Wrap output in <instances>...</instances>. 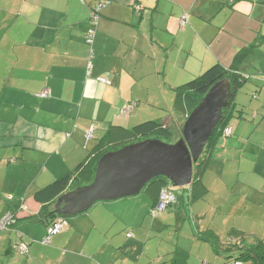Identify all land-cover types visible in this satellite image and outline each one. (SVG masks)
Segmentation results:
<instances>
[{
  "label": "crops",
  "instance_id": "obj_1",
  "mask_svg": "<svg viewBox=\"0 0 264 264\" xmlns=\"http://www.w3.org/2000/svg\"><path fill=\"white\" fill-rule=\"evenodd\" d=\"M96 1L0 0V217L8 211L16 217L0 230V264L20 263L14 252L20 243L28 245L27 264H88L80 251L92 232L96 243L103 240L94 250L103 263L139 264L140 242L132 235L120 254L109 234L117 223L126 225L124 201H101L93 215L67 218L42 247L46 225L36 218L41 205L34 192L71 172L110 125L129 128L149 119L180 127L179 116L171 120L174 88L213 64L230 67L244 47L250 53L240 71L254 67V82L264 84V0H104L90 45L84 33ZM44 90L46 97L40 96ZM126 105L131 108L123 111ZM251 107L264 114V88ZM231 129L212 150L218 152V180L233 183L228 192L214 191L215 210L227 214L223 222L234 220L229 233L264 240V120ZM145 192L153 204L157 188ZM201 242L203 252L209 243ZM179 253L172 264H189L191 257ZM198 258V264L222 262L207 251Z\"/></svg>",
  "mask_w": 264,
  "mask_h": 264
},
{
  "label": "rangeland",
  "instance_id": "obj_2",
  "mask_svg": "<svg viewBox=\"0 0 264 264\" xmlns=\"http://www.w3.org/2000/svg\"><path fill=\"white\" fill-rule=\"evenodd\" d=\"M253 72L254 67L246 66L245 74L248 77V80L242 85V87L238 90L235 95L236 109L234 110L233 115L231 116L229 124L230 127H233L234 123L236 122L246 121L247 123L249 122L251 125H255L256 123H260L264 120V114H261L257 110L253 109V107H251L253 103L258 102L260 100V89L264 88V84L262 82H254V80L256 79L254 78L255 75H253ZM160 100H162L161 97ZM239 114L241 116H239ZM170 115L171 114L169 113V116ZM254 115L257 117H253ZM158 116H161L160 112L157 117ZM178 116L179 122L183 125L185 119L183 117V114L178 111H174V115H172L171 120L175 122L176 119H178ZM161 118L162 117H158L156 119ZM170 132L171 137L168 139V141L166 139H163V141L173 143L178 140L181 135V128L176 124H171ZM243 133L245 134V136H247V132ZM224 158L226 157L224 156ZM217 161H219L218 152L216 150L211 151L207 167L205 168L201 176L202 182L207 188V193L203 197L191 201V198L189 197V191L186 190L189 188L188 186H171L173 191L179 197L177 205H172L171 207H168L165 210L161 211L156 218L150 215V211L153 207L151 206L153 205L151 203L152 198L150 194L145 192V189H142L141 192L137 195L112 200L124 201L123 203H126L127 209L121 211L122 216L126 219V225L125 223L123 224L119 222L115 226L116 233H112V230L109 233L112 238L117 241L116 251L118 252L119 250H121L120 247H123L126 242L130 239L127 238V233H133L134 230H136L137 235L133 233L132 239L133 241L137 240L138 242H140L141 249L144 250H141V254L137 255L138 259L142 257L141 261H137L139 262V264H172L171 259L175 256V251H177L178 254L176 258L180 259L179 252L182 251L186 253L189 257H191L189 259L191 264L194 263L193 261H196L198 264L199 255L201 257L202 254L204 255V253H206V251L210 255H213L217 261H224L223 256L227 254V252L223 249H225L226 246L230 247L231 245L239 244L243 241H246L245 243H248L253 239L255 240L260 237L257 234H246L244 236L242 233H229L234 224V220L230 219L226 222H223L225 221L224 216H226L227 214L216 212V195L214 194V191L216 192L217 190L222 192L224 191V189H226V192H228V189L233 186V183L229 181V177H227V180L224 181V184L218 180L216 174L220 172V166ZM228 171L232 172L233 170L228 168ZM218 185L220 186L218 187ZM97 203L98 204L96 205H101V203L104 202L100 201ZM93 207L95 206L93 205L84 213H87L89 211L88 213H91L89 214V216L93 215L94 212L93 210H91L95 209ZM70 217L71 216H67V218ZM222 217L224 218L222 219ZM236 219H238V217ZM152 224L154 225L153 228H151ZM197 225H199V227H197ZM198 228H200L199 230H201V232L198 233L200 236L203 235L207 229L219 236L220 242H217L218 247L221 249V252L218 254L219 256H217V253L215 256L214 250L209 242V244L207 243V248L202 249L203 252H201L199 245H201L202 242L198 238ZM219 228H224V230L220 234L218 233ZM88 237L89 238L86 244V248L83 252L80 251V253L82 254V256L85 255L88 257V264H105L102 260V258H104L103 256L101 257L99 254L94 255V250H96L98 246L100 247L103 245V240L99 243H96L98 238H96L93 232ZM230 237H233V240H230ZM211 238H217V236H211ZM228 242L231 244L226 245ZM40 245L42 247L45 246L41 243ZM103 247L105 248L106 246L104 245ZM14 252L16 253V260H19L20 262L19 264L28 263L26 262L28 255L26 256V254H22L18 250H15ZM124 252L125 249L122 248L120 254ZM129 252L132 255L133 251L130 250ZM132 262L133 261H129L128 264H136ZM31 264H34V262L31 261ZM35 264L38 263H36L35 261ZM42 264H59V260H53L50 263ZM81 264H83V262Z\"/></svg>",
  "mask_w": 264,
  "mask_h": 264
},
{
  "label": "trees",
  "instance_id": "obj_3",
  "mask_svg": "<svg viewBox=\"0 0 264 264\" xmlns=\"http://www.w3.org/2000/svg\"><path fill=\"white\" fill-rule=\"evenodd\" d=\"M262 5L264 8V1L262 2ZM249 53L250 48L244 47L236 53L230 67L224 68L218 63L213 64L198 76L174 88V108L176 111L182 113L184 119L186 120L189 113L194 109V107H196L201 98L215 82L223 78H227L231 83V93L228 97L226 105L222 109L220 119L212 134L208 138L198 160L193 163L192 181L189 185L191 193L189 197L191 198V201L199 199L207 193V188L203 184L201 176L207 167L210 152L213 150L218 138L228 137L232 134L229 122L234 110L236 109L235 95L242 85L248 80L246 74L240 71V66L245 62ZM239 116L241 115L239 114ZM226 126L230 127L231 132L226 136H222V131ZM180 128L182 130V124L180 125ZM170 137V128L158 120H145L129 128L110 125L104 135L96 142L93 148L89 150L85 157L71 172L62 177L56 178L34 192V200L41 205L39 212L36 214L37 220L45 224L46 229L58 217H64L67 220L66 216H59L54 212L53 205L56 199L67 191L90 183L94 176L96 163L100 156L105 152L116 150L126 144L146 138H159L161 140L166 139L168 141ZM169 183L170 182L166 177L157 176L151 179L143 189L146 190L149 189V187H156L159 193V190ZM176 198V202L172 205L177 203L179 197L176 195ZM157 201L158 196L157 198H153V207L156 205ZM15 222L16 217L14 215V220L11 226H13ZM131 236L127 238H130ZM211 236H214V234L211 232L206 233L205 231L203 235H198V238L209 242L213 250L219 254L221 249L218 247V241L216 238H211ZM245 242L246 241H243L239 244H234L223 249L227 252V254L223 256L224 261H222V263L228 260L237 259L242 261L244 264H264V240L261 237H258L248 243Z\"/></svg>",
  "mask_w": 264,
  "mask_h": 264
},
{
  "label": "water",
  "instance_id": "obj_4",
  "mask_svg": "<svg viewBox=\"0 0 264 264\" xmlns=\"http://www.w3.org/2000/svg\"><path fill=\"white\" fill-rule=\"evenodd\" d=\"M230 93L227 78L215 82L189 113L181 137L173 143L146 138L102 154L92 181L60 195L53 205L54 212L74 216L97 202L137 195L157 176L166 177L172 187L189 186L193 163L215 129Z\"/></svg>",
  "mask_w": 264,
  "mask_h": 264
},
{
  "label": "built area",
  "instance_id": "obj_5",
  "mask_svg": "<svg viewBox=\"0 0 264 264\" xmlns=\"http://www.w3.org/2000/svg\"><path fill=\"white\" fill-rule=\"evenodd\" d=\"M82 1V0H81ZM108 4V1L104 0H97L94 3V6L91 9L90 12V23L91 26L85 31L84 33V39L85 42L88 44H92L95 38L96 30L98 21L100 18L101 10L106 7ZM88 72L91 68V64L88 63ZM106 81L105 79H101ZM47 91L44 90L40 94L42 97L47 96ZM131 108V105H126L123 108V111H128ZM231 132V129L229 126L224 127L222 131V136H226ZM176 193L173 191L171 184L169 183L166 186H163L158 193V201L156 205L151 210V216L156 217L161 211L165 210L167 207L171 206L173 203L176 202ZM14 215L11 212H5L0 217V230L8 229L11 224L13 223ZM67 225V220L64 217H58L56 220L53 221L51 225H49L46 229L45 235L41 238V243L48 245L51 241V238L53 235L59 233L65 226ZM131 236V234L128 232L127 237ZM17 249L22 254H26L28 252V245L25 243H20L17 245ZM222 264H244L242 261L237 259L228 260Z\"/></svg>",
  "mask_w": 264,
  "mask_h": 264
}]
</instances>
